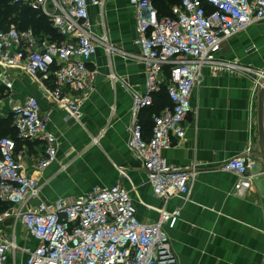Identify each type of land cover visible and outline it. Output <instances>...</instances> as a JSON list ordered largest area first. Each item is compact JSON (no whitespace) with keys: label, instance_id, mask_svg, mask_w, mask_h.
<instances>
[{"label":"built area","instance_id":"1","mask_svg":"<svg viewBox=\"0 0 264 264\" xmlns=\"http://www.w3.org/2000/svg\"><path fill=\"white\" fill-rule=\"evenodd\" d=\"M12 3L41 10L62 37L53 40L37 35L32 28L19 30L15 25L0 28V83L11 103L12 125L19 139L44 144L38 168L45 170L57 158L58 138L49 129L36 97L30 96L23 103L13 101L10 71L23 68L34 78L51 80L50 93L56 103L72 116L79 115L98 75L89 63L100 46L109 54L115 51L106 44L108 36L99 37L91 23L90 6L103 8L106 0ZM130 3L136 17L134 44L140 51L135 59L144 64L146 80L144 92H133L128 146L141 160L155 196L188 198L200 173L197 165L176 167L164 151L186 137L193 92L202 81L205 66L253 74L255 84L264 86V68L216 58L226 41L264 21V0H180L173 6L172 16L161 17L152 0ZM163 87L172 106L153 116L151 135L146 139L140 115L154 104ZM16 150L14 138H0V201L11 205L0 211V222L13 218L37 240V245L27 250L25 264H178L166 225L176 224L181 208L162 211L156 222H143L130 191L120 183L94 186L72 200H42L39 180L25 172ZM252 153L248 146L221 167L238 176L233 191L239 197L253 186ZM35 199L37 204L29 206ZM19 250L15 236L0 234V264L16 258Z\"/></svg>","mask_w":264,"mask_h":264},{"label":"crops","instance_id":"2","mask_svg":"<svg viewBox=\"0 0 264 264\" xmlns=\"http://www.w3.org/2000/svg\"><path fill=\"white\" fill-rule=\"evenodd\" d=\"M90 16L96 34L107 35L115 51L109 54L100 46L89 63L98 75L79 115L72 116L56 103L50 93L51 80L34 78L23 68L10 71L13 101L23 103L36 97L59 142L57 158L45 170L38 168L45 152L42 142L22 141L16 150L25 172L39 180L41 199L72 200L94 186L120 183L130 191L143 222H156L162 211L181 208L176 224L166 225L178 264H264V167L259 157V87L254 75L213 66L202 69V81L193 92L192 110L185 122L186 137L164 151L170 164L180 168L196 164L200 173L188 198L157 197L141 160L128 146L133 92H144L146 80L144 64L135 59L140 53L134 44L135 9L130 0H106L103 8L90 6ZM262 31L264 21L226 41L216 58L262 69ZM10 108L5 97L0 114L8 116ZM248 146L254 157L253 186L239 197L233 191L238 176L221 167ZM37 202L32 200L29 206ZM19 224L13 218L0 222V234L15 236L21 248L7 264H25L27 250L38 243L32 236L31 243L21 238L14 228Z\"/></svg>","mask_w":264,"mask_h":264},{"label":"trees","instance_id":"3","mask_svg":"<svg viewBox=\"0 0 264 264\" xmlns=\"http://www.w3.org/2000/svg\"><path fill=\"white\" fill-rule=\"evenodd\" d=\"M152 3L160 17L172 16L173 6L179 4L180 0H152ZM11 25L17 26L19 30L32 28L37 35L43 37L49 36L53 40L62 39L50 19L41 10L26 5L14 4L12 0H0V28L8 29ZM166 73H168V69ZM5 90V86L0 83V94ZM171 106L172 102L167 89L163 87L155 95L154 104L144 109L140 115V122L143 126V133L146 139L150 138L151 135L153 116L160 114L165 108ZM6 136H10L16 140L17 148L20 142L23 141L18 138L16 129L12 125L10 114L0 118V138ZM10 207L11 205L9 203L0 201V211Z\"/></svg>","mask_w":264,"mask_h":264},{"label":"water","instance_id":"4","mask_svg":"<svg viewBox=\"0 0 264 264\" xmlns=\"http://www.w3.org/2000/svg\"><path fill=\"white\" fill-rule=\"evenodd\" d=\"M257 128L260 147L259 157L264 167V86L259 88L258 93Z\"/></svg>","mask_w":264,"mask_h":264},{"label":"rangeland","instance_id":"5","mask_svg":"<svg viewBox=\"0 0 264 264\" xmlns=\"http://www.w3.org/2000/svg\"><path fill=\"white\" fill-rule=\"evenodd\" d=\"M99 21V18H98V16H95V22L97 23ZM17 25V24H16ZM261 34H262V37H264V31H262L261 32ZM264 68V67H263ZM255 69H259V68H255ZM41 80V79H40ZM6 95H7V93H6V91H4V92H2L1 94H0V102L2 103V101L5 99V97H6ZM5 114V113H4ZM4 114H0V118L3 116V117H6V116H4ZM15 231L19 234V236L21 237V238H23L24 240H26V242H32V238H31V235L28 233V231L27 230H25L24 228H23V226L22 225H16L15 227Z\"/></svg>","mask_w":264,"mask_h":264},{"label":"bare ground","instance_id":"6","mask_svg":"<svg viewBox=\"0 0 264 264\" xmlns=\"http://www.w3.org/2000/svg\"><path fill=\"white\" fill-rule=\"evenodd\" d=\"M106 44H108V42H106Z\"/></svg>","mask_w":264,"mask_h":264}]
</instances>
